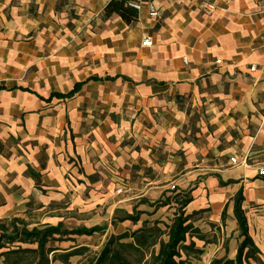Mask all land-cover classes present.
<instances>
[{
	"label": "crops",
	"instance_id": "obj_1",
	"mask_svg": "<svg viewBox=\"0 0 264 264\" xmlns=\"http://www.w3.org/2000/svg\"><path fill=\"white\" fill-rule=\"evenodd\" d=\"M109 2L0 0V218L126 217L176 187L187 214L210 209L217 223L226 208L221 233L200 241L210 264L235 257L241 190L264 264V3L209 18L161 0V18L142 9L127 24L103 15Z\"/></svg>",
	"mask_w": 264,
	"mask_h": 264
},
{
	"label": "rangeland",
	"instance_id": "obj_2",
	"mask_svg": "<svg viewBox=\"0 0 264 264\" xmlns=\"http://www.w3.org/2000/svg\"><path fill=\"white\" fill-rule=\"evenodd\" d=\"M177 190L174 187L165 192L162 198L155 201L154 207H148L145 212L132 210L130 215L137 216L139 218L138 222L122 221L125 215L115 216V213L111 218L105 220V214L95 212V209L86 217V220H76L82 225H76V221H72V224L69 221L66 224L62 221L61 231L82 230L91 227H97L98 230L87 236L53 235L54 241H50L48 246L56 249V251L53 252L54 255L53 253L48 255V264H95L103 254L105 258L103 264H151L150 254L159 252L158 243L160 239L167 240V227L178 216L188 217L187 223L191 224V229L186 234L185 241L177 246L178 255L175 260H183L186 264H200V255H197L194 250L202 251L199 247L200 241H213L215 235L221 233L220 225L224 224L227 219L226 208L225 219L223 220L220 214L217 223L211 219L210 209L194 215H191L194 212L187 214L181 202H179L184 193L182 191L177 192ZM83 221H86V227L83 225ZM218 224L220 225L216 227ZM133 225L137 228L133 229ZM57 226L58 224L56 221L51 220V215L47 213L46 209L30 212L24 216L0 218V239L7 247L6 249H0V253L8 249L15 250L18 247L26 249L36 247V244L31 243H9V240L3 235H14L16 232L20 233L22 229L29 231L33 228L44 229V227ZM193 229H197L198 233L194 232ZM120 235L123 238H119ZM199 236H202V239H199ZM182 245L189 248L184 249ZM68 252L74 253L63 262L61 255ZM11 257L13 259L11 264H38L39 261V257L31 253L11 254ZM3 260L4 256L0 254V264L3 263Z\"/></svg>",
	"mask_w": 264,
	"mask_h": 264
},
{
	"label": "trees",
	"instance_id": "obj_3",
	"mask_svg": "<svg viewBox=\"0 0 264 264\" xmlns=\"http://www.w3.org/2000/svg\"><path fill=\"white\" fill-rule=\"evenodd\" d=\"M112 14L118 15L124 23L131 24L135 22L138 19V13L131 7L126 5L125 0H110V2L106 5L103 11V15L106 17H111ZM81 84H75L71 91H69L66 95H59L62 97H69L73 96L75 93L79 91V87ZM24 90V89H21ZM25 91V90H24ZM55 96L54 95H51ZM28 173L33 176L34 178H37V175H35L30 169H28ZM190 197L186 194L182 196V198L179 200L181 202V205L183 206V209L186 208V206L189 204ZM242 191L239 190L235 197L233 198V217L236 221V229L239 231V237L242 238L241 242L238 244V249L235 254V257L233 260H213L210 264H243L244 262L248 261V258L254 260L256 263L260 264V260L257 258L258 249L253 244L248 231H247V220L246 216H244V213L242 211ZM206 210V209H203ZM198 211L194 212L191 215L197 214ZM225 209L221 212V217L224 220L225 219ZM18 220V219H17ZM123 220H129V221H137V216H126ZM189 220L188 217H182L178 216L176 219L167 227V240H161L159 241V252L157 254H150V262L151 264H186L183 260H175V258L178 255L177 246L185 241L186 234H188L189 230L191 229V224L187 223ZM60 227H62V223H58L57 227H44V229H37L33 228L29 231L22 229L20 233H14V235H3L5 238L9 240V243H25V244H36V247L31 249L26 248H17L15 250H6L1 251V255L4 256V260L2 264H11L12 257L11 254H17V253H31L33 255H37L39 257L38 264H48V255L55 252L56 249L51 248V246H48V243L53 240V235H90L93 232H95L97 227H91L87 229H73L71 231L69 230H60ZM194 232H197V229H193ZM198 233V232H197ZM119 238H123L122 235H120ZM199 239H202V236H199ZM0 239V249H6L5 243H3ZM192 244V243H191ZM133 245V244H132ZM184 249H187L186 245H182ZM72 252V251H71ZM197 255H201V250H194ZM74 253V252H73ZM73 253H65V255H61L63 258V262L67 260L68 257L72 256ZM55 253H53L54 255ZM104 254L99 257V260L95 264H103L104 261Z\"/></svg>",
	"mask_w": 264,
	"mask_h": 264
},
{
	"label": "built area",
	"instance_id": "obj_4",
	"mask_svg": "<svg viewBox=\"0 0 264 264\" xmlns=\"http://www.w3.org/2000/svg\"><path fill=\"white\" fill-rule=\"evenodd\" d=\"M126 5L133 8L137 13H139L142 9H145L146 14L153 18L159 19L161 18V10L159 7V3L161 0H125ZM192 2L196 8H199L201 13L206 15L207 17H212L213 14L220 9H224L227 5L233 0H189ZM255 2L261 4L264 3V0H254ZM264 13V10L262 11ZM141 44L144 46H151V40L147 36H143L141 40ZM184 65L188 64V59L185 57L183 59ZM219 61L216 60L215 64H218ZM255 66H250V70L254 71ZM231 162L235 163V159L231 158ZM259 175H264V168L258 170Z\"/></svg>",
	"mask_w": 264,
	"mask_h": 264
}]
</instances>
